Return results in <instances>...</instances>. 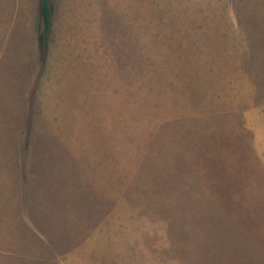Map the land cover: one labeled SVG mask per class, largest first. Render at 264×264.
<instances>
[{
	"label": "rangeland",
	"instance_id": "obj_1",
	"mask_svg": "<svg viewBox=\"0 0 264 264\" xmlns=\"http://www.w3.org/2000/svg\"><path fill=\"white\" fill-rule=\"evenodd\" d=\"M0 0V264H264V0Z\"/></svg>",
	"mask_w": 264,
	"mask_h": 264
},
{
	"label": "trees",
	"instance_id": "obj_2",
	"mask_svg": "<svg viewBox=\"0 0 264 264\" xmlns=\"http://www.w3.org/2000/svg\"><path fill=\"white\" fill-rule=\"evenodd\" d=\"M51 0H42V5H41V16L44 22V30L40 34L39 41L40 45L42 48H46V40H47V35L50 33L51 30Z\"/></svg>",
	"mask_w": 264,
	"mask_h": 264
}]
</instances>
